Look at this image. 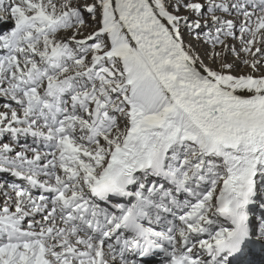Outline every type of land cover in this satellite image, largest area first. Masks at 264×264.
Segmentation results:
<instances>
[{"label":"snow or ice","instance_id":"6c2138e0","mask_svg":"<svg viewBox=\"0 0 264 264\" xmlns=\"http://www.w3.org/2000/svg\"><path fill=\"white\" fill-rule=\"evenodd\" d=\"M261 69L264 0H0V264H239Z\"/></svg>","mask_w":264,"mask_h":264},{"label":"bare ground","instance_id":"6f19581e","mask_svg":"<svg viewBox=\"0 0 264 264\" xmlns=\"http://www.w3.org/2000/svg\"><path fill=\"white\" fill-rule=\"evenodd\" d=\"M236 33H237V35H239L238 28L236 29ZM229 43H231L235 47L236 52H238V51L241 52L242 45H241L239 40H234L233 41L230 38L229 39ZM195 47H196L197 51H199L201 53L202 57L205 59V62L209 63L208 55L205 52L206 47L203 44H201L200 42H197V41L195 42ZM231 54H234V53L231 52V51L227 52V57L229 55H231ZM243 57L244 56L241 53H239V57H237L236 59H233L232 61H230V63L234 64V70L233 71H236L237 68L241 65V63L243 62V59H245V57L244 58ZM243 73H245V72H243ZM24 142H25L24 138H21L19 140V143H24ZM24 144H27V142L24 143ZM21 145H23V144H21ZM16 150L17 151L21 150L19 145L17 146ZM0 180L9 181L10 182V181H14L15 179L13 177H10V176L0 175ZM16 182L17 183H22L20 181H16ZM2 199L3 198L0 197V200H2ZM253 207H254V210H252L253 213H257L258 214L260 209H258L255 206H253ZM261 246L262 245H260V244L252 245L253 249L251 248L250 251H248L245 255H243L240 258L239 264H264V247H261Z\"/></svg>","mask_w":264,"mask_h":264},{"label":"rangeland","instance_id":"374dc122","mask_svg":"<svg viewBox=\"0 0 264 264\" xmlns=\"http://www.w3.org/2000/svg\"><path fill=\"white\" fill-rule=\"evenodd\" d=\"M201 31H203V30H201ZM186 41H191L192 40V37H190V36H187L186 35ZM234 41V40H233ZM193 42V44H194V46H195V42L196 41H192ZM205 47H206V49L210 52L211 51V46L210 45H207V44H203ZM239 53H241L244 57H245V59H250V57H248L247 56V54H245L244 52H240V51H238ZM257 55H259V54H257ZM243 57V58H244ZM209 58V57H208ZM237 58V56L235 55V53L234 54H231V55H229L228 57H227V60H228V62L230 63V61H232L233 59H236ZM245 59H243V60H245ZM209 63H211V61H210V59H209ZM243 72H245V73H243ZM251 72V69L250 68H248L245 64H243V62L241 63V65L237 68V70L236 71H233V74H235V75H244V74H248V73H250ZM261 74H264V69H261V71L260 72H257V73H255V75H261ZM28 140V141H27ZM25 139V142L24 143H26L27 142V144H28V142L29 143H31V138H28V139ZM4 142H7V140L5 139L4 140ZM24 143H19L18 142V145H21V144H24ZM17 145V146H18ZM0 175H6V176H10V177H12L10 174H0ZM14 178V177H13ZM15 180H16V178H14ZM21 182V181H20Z\"/></svg>","mask_w":264,"mask_h":264}]
</instances>
